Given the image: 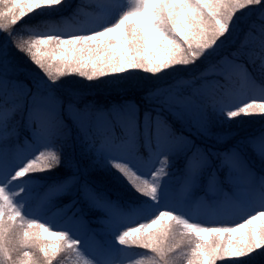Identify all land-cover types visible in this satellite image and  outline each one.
Here are the masks:
<instances>
[{"label":"snow or ice","instance_id":"snow-or-ice-1","mask_svg":"<svg viewBox=\"0 0 264 264\" xmlns=\"http://www.w3.org/2000/svg\"><path fill=\"white\" fill-rule=\"evenodd\" d=\"M65 4L0 0V264H63L69 252L78 264H115L106 257L117 250L97 240L101 232L146 250L147 264H264V129L234 142L232 133L211 131L242 117L264 120V0H128L98 5L100 26L90 32L65 36L58 24L38 31L35 20L54 18ZM21 56L39 72L20 79ZM129 71L181 78L167 86L132 80L127 88L141 90V103L108 107L81 103L80 88L65 83L73 75L91 82ZM177 159L178 178L170 171ZM98 163L123 177L141 207L97 195L87 177ZM62 165L69 173L42 203L68 196L65 209L80 205L69 227L99 209L92 222L100 228L70 235L25 218L23 197L36 174ZM197 189L215 194L205 203L217 219L231 211L243 221H190ZM40 230L55 239H42Z\"/></svg>","mask_w":264,"mask_h":264},{"label":"rangeland","instance_id":"rangeland-1","mask_svg":"<svg viewBox=\"0 0 264 264\" xmlns=\"http://www.w3.org/2000/svg\"><path fill=\"white\" fill-rule=\"evenodd\" d=\"M119 3V4H127L128 0H66L65 7L61 10L59 14H54V18H50L48 20H44L45 24H52L53 21L57 18L62 17L63 21L59 23V28H70L69 25L72 24L73 21H77L81 16H83L84 12H92L87 9H90V5H93V12L91 14L85 15L82 17V28L79 30H74V32L68 31V35L75 34L81 31H92L96 27L100 26L97 22V16L99 14V8L98 5L100 4H111V3ZM87 10V11H85ZM47 15V14H45ZM65 16V17H63ZM70 16L71 19L69 20ZM61 18V19H62ZM118 18V15H115L111 17L107 23L114 22L115 19ZM69 20V21H68ZM66 21V22H65ZM69 24V25H68ZM64 28V29H65ZM52 29L46 30V32H49ZM71 30V29H70ZM58 31V30H57ZM45 32V33H46ZM61 34V33H60ZM117 37L119 36V33L113 34ZM106 39V38H105ZM223 39V38H222ZM229 50V46H225L224 49L221 50V54H225ZM19 63V62H18ZM23 65V63L21 64ZM28 68V70H33L35 72H39V69H36L34 65H31L30 63H26L23 65ZM172 73V72H169ZM27 74L26 72L22 71L20 79H24V75ZM173 74V73H172ZM164 75V74H163ZM171 75V74H170ZM115 76V80L120 79H127L129 81L138 79V78H144L145 80L151 79L153 81H159L160 79L156 80L155 77H150L149 74H145L140 71H129L121 75H112ZM162 76V75H161ZM177 76V79H180L181 76L179 74H173V77ZM166 77V76H165ZM176 78V77H175ZM175 80V79H174ZM173 82V81H172ZM90 83V82H89ZM171 82H158L157 85L159 86H167ZM91 84V83H90ZM98 87L97 85H93L92 91H95ZM131 93L128 95H123L120 97L112 96V95H105L100 94L98 95L93 94L92 97H88V100L85 99L87 96H80V102L86 103L91 102L96 104L97 106H103L108 107L112 104L116 103H123L125 101L133 102V103H141V91H137L135 89H132ZM81 94H85L84 92H80ZM84 97V98H83ZM83 98V99H81ZM83 100V101H82ZM141 111H143V105L141 106ZM264 125V120L259 118H241L239 124L233 123L232 127L229 128H222V127H214L211 129L213 135L219 133V134H234L231 139H237L246 132H251L258 130ZM65 156H68V153H65ZM180 159L176 160V163L174 165V168L171 169L173 176H178V174H175L177 169L179 168ZM258 165V163H257ZM159 165H157L158 167ZM64 167L63 165L60 167ZM259 167V165H258ZM60 168H57L53 170L52 172L48 173H38L36 174L38 178L40 179H48V178H58V174L63 172V169L60 170ZM181 169V167L178 169ZM56 171V172H54ZM143 175V173H141ZM56 175H58L56 177ZM151 177H149L150 179ZM87 179L94 180V183H97L101 189H97V193L105 197L104 195L109 192V195L115 196V199L118 203L124 204H136L132 207L129 206H121L125 209H133L137 207H141V204L139 203L140 198L136 196L134 192L128 187L126 181H124L123 177H120L119 173H115L108 169L105 165L98 163V165L89 172ZM33 185V184H32ZM178 183L177 181L172 180L170 183V189L173 192H177L178 190ZM38 184L37 187H35V190H38ZM92 188V185H91ZM50 187H48V190H42L39 193H36L32 190L31 186V192L30 195L27 197H23L24 199V207L22 211L25 213L26 219H35L38 222L45 223L51 230H68L70 235H75L79 231L83 230H90L93 228H100L101 226L92 222L96 217H100L103 215L102 211L99 209H93L87 213V216L84 217L85 223L83 225L76 224L72 227H69V217L75 216V219L79 220L81 217V213L77 211V208L80 205H76L69 208H64L63 205L67 204L71 197L68 196H52L50 204L44 205L42 203L43 198L47 193H49ZM108 189V190H107ZM200 192V193H198ZM108 194V193H107ZM203 197V199H201ZM118 198V199H117ZM113 199V198H112ZM192 199L194 201L197 200V203H194L191 206V211L188 213L187 218L190 219V221H196L200 222L202 225L206 226H235L236 223L242 222L244 219V215L237 213V212H231L227 211L228 217H224L223 213H221V216L219 219L212 218L215 217V213H213L212 210H210L207 207V202H211L216 199L215 194L208 193L206 196L203 194L202 190L197 189L193 192ZM122 200V201H121ZM38 202V204H34L35 202ZM258 207V205H256ZM161 210H163V206L161 207ZM210 214H214V216H210ZM138 222H150L148 219H146L143 216L136 218ZM260 221H256V224L259 225ZM135 226V225H134ZM155 227V226H154ZM121 230H126V228H122ZM152 229H149L151 231ZM40 235L42 239H46L49 241H53L55 238L48 236L47 233L43 232V230H40ZM233 236H239L240 233H234ZM97 240H102L105 242H110L112 247L116 249L117 251L110 252L108 256L106 257L110 262H115V264H136L137 261L144 260L145 264H147L146 257L150 256L151 254L148 253L144 249H139L136 247H126V246H120L119 244H116L114 241V236L108 234L107 232H101L100 235L97 236ZM91 258V257H88ZM79 258L75 256L73 253H67L64 255L63 264H78ZM53 264H56V261L53 262ZM217 264H228L227 261H218Z\"/></svg>","mask_w":264,"mask_h":264},{"label":"trees","instance_id":"trees-1","mask_svg":"<svg viewBox=\"0 0 264 264\" xmlns=\"http://www.w3.org/2000/svg\"><path fill=\"white\" fill-rule=\"evenodd\" d=\"M104 1V0H103ZM87 10H89V11H92L93 12V5H90V9H87ZM87 10H85V11H87ZM92 12H89V13H87V12H84V14L85 15H88V14H91ZM84 14H83V16H84ZM83 16H81L77 21H73L72 22V24L71 25H69V27L70 28H62V29H60L59 27H58V31H59V33H61L62 35H65V36H67L68 35V31H71V32H74V30H79V29H81L82 28V17ZM63 17H65V16H63ZM67 17H69V20L71 19V17L70 16H67ZM62 17H60V18H57V19H55L54 21H53V23L52 24H58L59 25V23H61L62 21H63V18L61 19ZM68 20V21H69ZM35 24L36 25H38L39 27H38V31H40V32H42V33H45L46 32V30H49L50 28L49 27H47V26H45V25H48V24H45L44 23V21H41V20H39L38 18L35 20ZM71 29V30H70ZM72 34V33H71ZM18 62L20 63V64H22L23 63V65L25 64V62H26V58H24V57H22L21 56V58L18 60ZM251 70V69H250ZM22 71H24V72H26L27 74H30L32 71L31 70H28V68L26 67V66H23V68H22ZM171 74V75H170ZM173 74H176V73H173ZM173 74L172 73H167V74H161L160 75V77H159V81H155V83L157 84L158 82H171L170 84H173L176 80H177V76H175V77H173ZM255 74V73H254ZM166 76V77H165ZM116 79V77L115 76H108V77H104V78H101V79H97V80H94V81H91L90 83H89V81H87V80H85V79H82V78H79V77H77V76H75V75H73V76H69V77H66L65 78V83H66V86L67 87H69V88H80V92L82 91V92H84L85 94H81L80 92H79V96H87V97H85V99H87L88 100V97H92V95L93 94H95V95H98V93H100V94H105V95H112V96H117V97H120V96H122L123 95V97H124V95H128L129 93H131V91H133L132 89H128L127 88V85H128V83L130 82L129 80H127V79H125V78H123V79H120L119 81L118 80H115ZM175 79V80H174ZM156 80H158V79H156ZM173 81V82H172ZM93 85H97L98 87H96L97 89L95 90V91H92V87H93ZM135 90H137V91H141V90H139V89H135ZM84 98V97H83ZM83 98H81V99H83ZM81 101V100H80ZM83 101V100H82ZM264 126V125H263ZM262 129H264V127H262V128H260V129H258V130H255V131H251V132H246V133H243L241 136H244V135H247V134H249V133H258L259 131H261ZM240 136V137H241ZM236 139H237V137H236ZM199 142V141H198ZM229 142H234V139H231L230 138V141ZM98 165V164H97ZM182 166V160L180 161V164H179V168ZM257 166V168H259L258 167V165H256ZM178 168V169H179ZM61 169H63V172L62 173H59L58 175H56V177L58 176V178H54V179H52V178H48V179H40V178H36L34 181H33V185H32V190L34 191V192H36V193H39V192H41L42 190H48V187H52L53 185H55V184H58L60 181H62L65 177H66V175L69 173V169L68 168H66L65 166L64 167H62V168H60V170ZM178 169H177V171L175 172V174H178V176H175V177H179L180 176V170H179V172H178ZM54 172H56V171H54ZM94 180H92V179H89L88 180V182H89V186L91 187V185H92V189L97 193V189H99V190H105V189H101V187L97 184V183H94L93 182ZM174 181H176L175 179H174ZM37 184H38V190H35V187H37ZM108 190V189H107ZM109 192H111L110 190L109 191H107V193L104 195L105 196V198H107V199H109V200H111V201H114V202H116L117 204H119L120 206H125V204H126V202H124V204L122 205V204H120V203H118L117 201H116V199H115V196L113 195H109ZM112 193V192H111ZM198 193H200V192H198ZM97 195H99L98 193H97ZM113 198V199H112ZM118 199V198H117ZM122 201V200H121ZM35 205L36 204H38V202L36 201L35 203H34ZM134 204H126V206H129V207H132ZM135 205H137V203L135 204ZM134 205V206H135ZM214 213V212H213ZM210 216H214V214H210ZM216 217V216H215Z\"/></svg>","mask_w":264,"mask_h":264}]
</instances>
